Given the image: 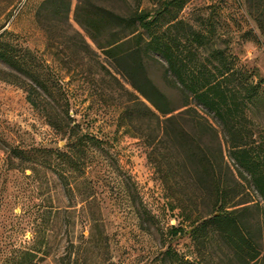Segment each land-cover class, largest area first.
Instances as JSON below:
<instances>
[{
	"label": "trees",
	"instance_id": "16d2710c",
	"mask_svg": "<svg viewBox=\"0 0 264 264\" xmlns=\"http://www.w3.org/2000/svg\"><path fill=\"white\" fill-rule=\"evenodd\" d=\"M137 1L136 8L120 14L78 0L74 17L84 33L70 23L72 0H44L36 19L46 32L47 46L58 44L73 56L68 63L74 64L78 81L100 87L94 76L98 73L126 93V103L119 105L117 127L141 139L149 149V161L175 203L172 210H180L186 226L172 227L169 235L173 239L190 236L194 264H222L220 255L227 258V264H264V144L251 141L254 133L247 125L249 109L264 96L261 82H254L231 54L216 48L208 30L178 18L190 0H157L151 9H140L141 1ZM259 2L261 11L255 22L264 37V0ZM5 34L6 30L0 34V61L14 72L0 69V81L22 88L27 102L50 128L75 137L69 150H45L40 165L56 169L63 177L86 166L87 152L99 141L76 133L78 125L72 127V102L63 78L52 77L30 51L5 42ZM156 57L166 63L162 67L168 86L180 94L176 105L149 76L148 63L157 61ZM107 63L131 89L119 84ZM192 102L219 120L233 166L226 162L220 133ZM207 137L215 146L212 151L202 144ZM251 187L261 202L244 198L246 188ZM57 225L44 218L34 226L32 238L19 246L11 236L0 264H45L57 243L52 235ZM93 242V236H81L74 252L68 240L64 253L50 261L84 264V252ZM167 254L175 262L187 263L170 250Z\"/></svg>",
	"mask_w": 264,
	"mask_h": 264
},
{
	"label": "rangeland",
	"instance_id": "374dc122",
	"mask_svg": "<svg viewBox=\"0 0 264 264\" xmlns=\"http://www.w3.org/2000/svg\"><path fill=\"white\" fill-rule=\"evenodd\" d=\"M43 1L0 0V34L6 30L5 42L30 51L48 67L52 77L63 78V88L72 102V127L78 125L76 133L96 137L99 145L87 152L86 166L71 170L64 177L54 168L41 166L39 159L45 150H69L75 137L63 136L50 128L27 102L22 88L0 81V262L11 236L19 246L32 238L34 226L46 218L58 223L52 233L57 243L50 259L64 253L66 241L74 244L75 252L81 236H93L94 242L84 252V264H194L196 253L190 236L173 239L169 235L172 227L186 226L180 210H172L175 203L149 161V149L141 139L117 127L119 105L126 103V93L116 82L102 79L98 73L94 76L100 87L78 81L74 64L68 63L73 56L61 51L63 47L58 44L47 46L46 32L36 19ZM128 1L88 0L120 14H128L138 5L137 0ZM140 1V9L157 6V0ZM77 2L72 0L70 23L84 33L75 22ZM260 6L259 0H190L178 18L208 30L213 45L231 54L254 82H261L264 90V37L255 22ZM249 49H253L251 59L245 56ZM156 58L148 63L149 76L176 105L180 94L165 81V61ZM107 67L119 84L131 89L111 64L107 63ZM0 69L14 72L2 61ZM261 98L249 109L247 125L254 133L251 141L262 146L264 96ZM192 103L220 133L226 162L233 166L219 120ZM202 144L211 151L215 147L210 137ZM244 198L261 202L253 187L246 188ZM64 223L69 226L65 228ZM168 250L187 263L171 260ZM50 259L45 264H52ZM219 262L228 263L223 255Z\"/></svg>",
	"mask_w": 264,
	"mask_h": 264
},
{
	"label": "clouds",
	"instance_id": "9594fccd",
	"mask_svg": "<svg viewBox=\"0 0 264 264\" xmlns=\"http://www.w3.org/2000/svg\"><path fill=\"white\" fill-rule=\"evenodd\" d=\"M252 53H253V49H249L248 51H246L245 56L248 59H251L252 58Z\"/></svg>",
	"mask_w": 264,
	"mask_h": 264
}]
</instances>
